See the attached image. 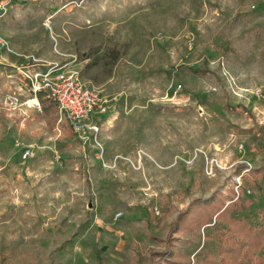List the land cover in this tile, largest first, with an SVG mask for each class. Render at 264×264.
<instances>
[{
    "label": "rangeland",
    "instance_id": "374dc122",
    "mask_svg": "<svg viewBox=\"0 0 264 264\" xmlns=\"http://www.w3.org/2000/svg\"><path fill=\"white\" fill-rule=\"evenodd\" d=\"M0 39V264H162L167 237L193 262L230 235L226 264H264L229 231L264 224V0H0ZM47 62L115 95L102 154L30 93Z\"/></svg>",
    "mask_w": 264,
    "mask_h": 264
},
{
    "label": "built area",
    "instance_id": "2783aa9c",
    "mask_svg": "<svg viewBox=\"0 0 264 264\" xmlns=\"http://www.w3.org/2000/svg\"><path fill=\"white\" fill-rule=\"evenodd\" d=\"M1 40V39H0ZM1 46L7 43L0 41ZM43 68H35L26 74L28 89L35 100L42 95L57 107L60 118L67 121L73 133L83 144L91 143L99 155L103 152L100 138L103 126L115 116V95L109 96L92 83L82 80L80 71L68 64L47 62ZM112 107V113L102 115ZM23 157L32 154L30 146L22 150Z\"/></svg>",
    "mask_w": 264,
    "mask_h": 264
},
{
    "label": "trees",
    "instance_id": "16d2710c",
    "mask_svg": "<svg viewBox=\"0 0 264 264\" xmlns=\"http://www.w3.org/2000/svg\"><path fill=\"white\" fill-rule=\"evenodd\" d=\"M41 104H42L43 111L47 112L50 108V104H45L44 102H41ZM242 192L243 191L240 188H238L239 197L241 196ZM229 209H230L229 205H226L224 209L222 210H221V207L218 206V207H214L212 211L210 212H206L204 214L203 213L198 214L194 216L193 218H191L192 224H189L186 229L190 230L193 227H199L204 224L210 223L212 221V217L214 214H216L215 216L216 219L220 220L221 214H224ZM178 216L181 218V219L179 218L178 225L182 226L180 224H182V221L184 220L182 219L183 216L181 214H179ZM177 222H178V219H177ZM229 231L230 232L236 231L239 235L252 234L251 241L249 240L248 243L253 246H258L264 238V224L261 226V228L258 231H254L252 228L247 226L246 223H244V225H242V227H239L238 229L230 228ZM229 238L231 242V245L229 247L219 245L215 254L207 255L203 258V260H200V261L196 260V261L191 262L190 260L186 261L184 258L176 257V254L173 252L174 242L171 237H167V245L164 247L163 254L160 253L158 256L161 258L162 264H226V262H231L234 256H236L237 252L243 249L244 246H246L247 244L246 242L240 243L239 241H236L233 238V235H230ZM225 247L227 249H225Z\"/></svg>",
    "mask_w": 264,
    "mask_h": 264
}]
</instances>
